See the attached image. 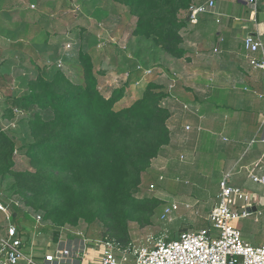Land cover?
Returning <instances> with one entry per match:
<instances>
[{"label":"trees","instance_id":"16d2710c","mask_svg":"<svg viewBox=\"0 0 264 264\" xmlns=\"http://www.w3.org/2000/svg\"><path fill=\"white\" fill-rule=\"evenodd\" d=\"M115 2L135 18L132 36L145 38L173 58L185 55L188 22L182 12L194 0ZM77 59L75 79L60 68L47 77L38 73L27 81L26 93L0 100V179L13 178L10 190L24 206L41 212L47 228L54 227L53 237L65 225L99 221L106 229L103 238L124 247L131 242L128 222H149L162 204L160 198L142 194L141 185L152 160L170 143L171 114L162 105L167 92L149 81L134 86V99L121 106L134 77L105 96L92 53L80 49ZM16 109L30 113V142L20 147L1 128ZM18 152L26 169L15 168ZM12 207V219L20 226L18 218L26 213Z\"/></svg>","mask_w":264,"mask_h":264},{"label":"rangeland","instance_id":"374dc122","mask_svg":"<svg viewBox=\"0 0 264 264\" xmlns=\"http://www.w3.org/2000/svg\"><path fill=\"white\" fill-rule=\"evenodd\" d=\"M46 1L49 4L44 9H41L43 7L35 0L0 1V92L3 97L26 93V83L29 79L38 73L47 77L56 68L62 69L70 78L75 79L80 49L101 51L103 63L96 64L95 67L106 73V76L101 73L98 75L99 89L105 96H109L112 89L124 85L129 79V74L126 75L129 71L124 73V70L130 60L124 62L123 59L125 53L129 59L131 55L125 49L123 38L129 36L135 21V18L128 14L126 7L119 5L115 0ZM117 14L120 18H117ZM182 14L184 18V12ZM106 16L108 18H105ZM203 16L208 18V23L205 22L207 30H214L218 25L214 16L207 13ZM111 17L120 21L116 22V19ZM184 32L185 30L183 34ZM66 56H70L72 60H67ZM149 59L150 63L155 61L154 56ZM136 65L137 63L134 70ZM112 71L115 73L111 74ZM135 72H138V77L134 81L142 77L139 71ZM133 99L126 93L119 105H127ZM1 109L0 102V115ZM29 114L27 111L16 109L13 119L1 121L2 130L14 135L17 147L30 142L27 133ZM214 125L206 124L211 129H214ZM200 134L202 135H197L196 147L192 152H186L187 155L183 153L181 159L178 150H171V159L160 163L162 171L156 169L151 174L147 171V174L142 176V194L160 198L162 204L148 217L149 222H128L130 243L149 244L164 232L169 234L170 239H175L182 231H194L209 226L206 216L219 194V182L223 177L220 157L224 154L228 142L223 141V133L220 134L217 128L214 133L205 134L210 135V139L203 133ZM202 145L207 146L209 150L202 151ZM177 158L179 161H175ZM15 168H27L25 158L19 152L16 155ZM160 175H163V180H159ZM233 180L239 183L238 186L243 184V178L238 175H234ZM12 183L13 178L10 175L0 179V198L7 202L10 199L18 200L17 194L10 190ZM151 184L154 185L153 188L150 187ZM19 203L26 215L19 216L18 221L27 231L26 234L37 236L41 231L53 232L54 227L47 228L43 219L39 224L34 222L36 216L42 218L41 212L30 210L21 201ZM170 203H176L178 209L167 220H161L162 208ZM11 211L13 213V209ZM235 225L250 244L264 245V205L259 204L255 212L235 221ZM4 226V216L0 212V235L4 232ZM105 231L101 222L87 223L83 220L75 226L65 225L59 229L62 234L74 232L85 239L98 240L104 239Z\"/></svg>","mask_w":264,"mask_h":264},{"label":"crops","instance_id":"0c3cea01","mask_svg":"<svg viewBox=\"0 0 264 264\" xmlns=\"http://www.w3.org/2000/svg\"><path fill=\"white\" fill-rule=\"evenodd\" d=\"M35 1L43 7L41 9L49 4L46 0ZM194 1L201 3L206 0ZM215 2L214 11L207 14L214 16L218 25L214 30H207L205 22L208 23V18L203 14L198 16L196 23H188L182 43L186 53L178 59L165 55L145 38L132 36V25L129 36L123 38L125 49L131 55L129 59L125 53L123 61L130 62H127L124 73L129 71V77L132 75L136 79L138 74L134 70L135 63L153 68V74L142 78L137 85L154 81L161 84L167 92L162 105L171 114L167 120L170 143L164 147L159 157L152 160L147 173L151 174L156 169L162 171L160 163L171 159V150H178L180 156L183 153L187 155L188 151L192 152L196 147L197 135L203 133L210 139L211 136L205 134H212L217 128L220 134L223 133V141L228 142L220 157L221 174L224 176L231 172L230 182L234 186L239 185L233 180L234 175L243 178L240 186L246 185L251 193L253 213L259 204L264 205V180L254 182L249 178L250 174L264 176V70L249 65L243 38L248 33L259 30L264 43V0H256L255 7L247 0ZM185 15L186 13V18ZM117 18H120L119 14ZM117 18L116 22L120 21ZM88 51L92 53L97 65L103 63L101 51ZM153 56L155 61L150 63L149 58ZM66 58L72 60L70 56ZM96 70L98 75L101 73L106 76L102 69ZM173 78L175 86L169 91ZM134 79H131L127 89L130 98H133V87L137 86ZM182 103H188L195 112L184 110ZM206 124H215L214 129ZM186 125L190 126V130H185ZM199 127L202 129L198 130ZM206 149L209 150L202 145V151ZM177 160L179 158L175 161ZM83 239L84 237L77 236L74 232H59L58 236L53 237V232L41 231L37 236H32L30 251L37 261L43 262L44 254L51 253L57 247L76 251ZM96 240L98 239H87V249L81 256V264L98 263L102 248L93 245Z\"/></svg>","mask_w":264,"mask_h":264},{"label":"built area","instance_id":"2783aa9c","mask_svg":"<svg viewBox=\"0 0 264 264\" xmlns=\"http://www.w3.org/2000/svg\"><path fill=\"white\" fill-rule=\"evenodd\" d=\"M247 1L253 7L256 6V0ZM215 7V0L192 3L185 11L187 22L196 23L200 14L212 12ZM261 35L259 30L248 33L243 38V44L248 52L249 65L264 70V43ZM135 70L142 74L140 79L134 81L135 85L142 78L153 74V68H146L141 64H137ZM128 74L126 72L127 76ZM174 81L175 78L172 79L169 91L175 86ZM182 107L188 112H195L188 103H182ZM185 130H190V126L186 125ZM231 174L226 173L219 182L216 202L206 216L208 227L182 231L175 239H170L169 234L164 232L152 243L144 245L129 243L122 247L111 240H96L93 245L102 248L97 264H264V245L253 246L247 242L235 225V221L252 214L253 201L246 185L231 184ZM249 178L254 182L264 180V176L253 174ZM163 179V175H160L159 180ZM150 187L153 188L154 185L151 184ZM13 205L21 207L18 200L10 199L7 202L0 198V212L5 220L4 232L0 235V264H81V256L86 253L88 244L85 238L76 251L57 247L51 253L44 254L43 262L37 261L30 251L32 236L36 235L26 234L27 231L13 221ZM177 209L176 203L165 205L160 219L167 220ZM35 218L34 222L39 224L42 218Z\"/></svg>","mask_w":264,"mask_h":264},{"label":"water","instance_id":"95a60500","mask_svg":"<svg viewBox=\"0 0 264 264\" xmlns=\"http://www.w3.org/2000/svg\"><path fill=\"white\" fill-rule=\"evenodd\" d=\"M4 97H3V95L1 94V92H0V100H2Z\"/></svg>","mask_w":264,"mask_h":264}]
</instances>
